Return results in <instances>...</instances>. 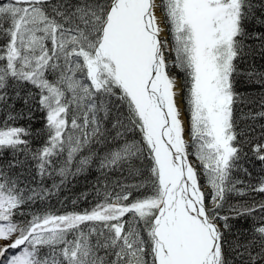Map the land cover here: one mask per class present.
Listing matches in <instances>:
<instances>
[{"label":"snow or ice","instance_id":"6c2138e0","mask_svg":"<svg viewBox=\"0 0 264 264\" xmlns=\"http://www.w3.org/2000/svg\"><path fill=\"white\" fill-rule=\"evenodd\" d=\"M254 15V0H0V106L34 89L23 98L28 112L9 110L0 124L8 169L35 161L43 181L66 177L74 161L76 172L96 160L101 171L130 174L147 161L149 173L147 183L117 182L119 191L105 185L91 209L16 221L17 209L51 190L26 192L0 168V264H264V201L222 214L229 195L264 193V179L241 188L233 178L247 173L238 163L234 61ZM113 100L124 112L109 140ZM33 105L45 119L35 148L32 130L16 125L31 119ZM130 132L139 139H126ZM102 143L114 146L92 150ZM253 153L264 161V143ZM241 217L253 220L251 239L227 240Z\"/></svg>","mask_w":264,"mask_h":264},{"label":"trees","instance_id":"16d2710c","mask_svg":"<svg viewBox=\"0 0 264 264\" xmlns=\"http://www.w3.org/2000/svg\"><path fill=\"white\" fill-rule=\"evenodd\" d=\"M254 4L255 15L245 22V36L238 38L243 40V53L234 61L236 71L233 74V89L238 94V102L234 105V121L236 130L239 133L238 141L241 142L244 154L238 163L242 169H247V173L251 174L249 176L242 170L233 172L234 179L244 181L243 184L238 185L241 188L249 184H257L261 179H264V161L257 159L253 153L255 144L264 143V115H260L264 113V0H254ZM0 43H3L2 39H0ZM173 74L183 83L184 77L181 73L174 72ZM29 90L34 91L31 85H26L21 90L20 98L12 95V98L8 101L9 107L0 106V124L7 119L9 110L13 114L28 112V106L24 104L23 98ZM182 94L183 96L186 95V89ZM183 103L188 121L187 104L184 100ZM109 108V116L104 121V127L107 129L108 139L111 140L117 131V129L112 127V124L118 115L123 119L124 109L119 107L118 102L115 100L109 105ZM102 115L103 113H101ZM16 125L28 127L32 130L34 135L29 138V142L33 148L40 146L44 142L45 137L37 132V130L42 131L45 125L44 113L38 110V106H32L31 119H19L16 121ZM126 139L129 141L138 140L139 136L137 133L130 132L126 134ZM119 142H121L120 138H117L115 143ZM111 146H114V144H93L91 147L94 152L103 154ZM88 154L89 149L86 148L77 156L76 160ZM20 159L24 160V154H20ZM11 160V150H5L0 154V168L5 169L13 179L18 180L19 186L26 192L28 188H36L37 186L51 190V194L47 195L46 198H37L17 209L18 213L22 212L24 215H15L13 219L16 221L30 219L33 213L39 215L45 213L65 214L91 209L94 204L103 198L105 185L108 186L107 190L109 192L119 191L117 182L129 185L141 182L147 183L149 176L147 161L143 163L136 161L139 171L130 174L127 168L123 172L101 171L98 167V162L93 160L92 164L82 172L75 171L78 165L74 161L71 165L72 172L66 177L53 175L41 181L36 175L35 161L28 160L22 165L17 164L15 167L8 169L7 166ZM63 160L64 157H60L61 164H63ZM62 180L63 182H61ZM201 183H204L203 177H201ZM54 184L56 187H53ZM145 190L142 188L141 192ZM139 194L133 192V195ZM253 201H264V193L248 192L243 196L231 194L227 198L222 214L228 213L229 205L244 202L251 203ZM230 223L232 225V233L226 234L227 240L234 241L237 235L240 243L251 239L253 226L251 218L241 217L231 220ZM253 251H258V249L254 248ZM236 264H240L239 258H236Z\"/></svg>","mask_w":264,"mask_h":264},{"label":"bare ground","instance_id":"6f19581e","mask_svg":"<svg viewBox=\"0 0 264 264\" xmlns=\"http://www.w3.org/2000/svg\"><path fill=\"white\" fill-rule=\"evenodd\" d=\"M181 109H182V111H183V104H182V100H181ZM183 113H184V111H183ZM183 119L185 120V113H184V115H183ZM185 126H186V120H185Z\"/></svg>","mask_w":264,"mask_h":264},{"label":"rangeland","instance_id":"374dc122","mask_svg":"<svg viewBox=\"0 0 264 264\" xmlns=\"http://www.w3.org/2000/svg\"><path fill=\"white\" fill-rule=\"evenodd\" d=\"M180 82V81H179ZM181 95L183 96V94L181 93ZM183 108H184V103H183ZM183 111H185V110H183ZM185 113V112H184ZM186 114V113H185ZM185 118H186V116H185ZM187 125H188V121H187V119H186V128H187Z\"/></svg>","mask_w":264,"mask_h":264}]
</instances>
